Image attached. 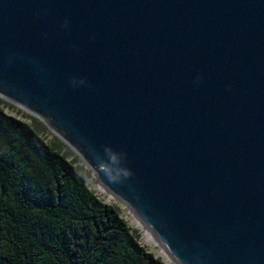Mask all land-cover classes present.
Here are the masks:
<instances>
[{
  "label": "water",
  "instance_id": "95a60500",
  "mask_svg": "<svg viewBox=\"0 0 264 264\" xmlns=\"http://www.w3.org/2000/svg\"><path fill=\"white\" fill-rule=\"evenodd\" d=\"M0 99L172 264H264V0H0Z\"/></svg>",
  "mask_w": 264,
  "mask_h": 264
},
{
  "label": "trees",
  "instance_id": "16d2710c",
  "mask_svg": "<svg viewBox=\"0 0 264 264\" xmlns=\"http://www.w3.org/2000/svg\"><path fill=\"white\" fill-rule=\"evenodd\" d=\"M78 163L40 120L0 99V264H167Z\"/></svg>",
  "mask_w": 264,
  "mask_h": 264
},
{
  "label": "rangeland",
  "instance_id": "374dc122",
  "mask_svg": "<svg viewBox=\"0 0 264 264\" xmlns=\"http://www.w3.org/2000/svg\"><path fill=\"white\" fill-rule=\"evenodd\" d=\"M78 164L83 166V169L87 174L88 185L95 192L96 196H98L106 204L116 205L120 209L121 215L123 216L124 220L127 222L129 228L134 232H136L138 243L141 246H143L147 251L151 252L155 257L163 261L160 256H157V250L159 246L157 244H150L149 242L143 241L141 239V233L143 231V228H138L133 226L131 212L128 210V208L125 205L121 204L119 201H117L115 198H113L111 195H109L106 191H104V187L98 184L94 173L91 172V170L84 165V163L81 161L80 158ZM163 262L167 264H172L171 262H166V261Z\"/></svg>",
  "mask_w": 264,
  "mask_h": 264
},
{
  "label": "bare ground",
  "instance_id": "6f19581e",
  "mask_svg": "<svg viewBox=\"0 0 264 264\" xmlns=\"http://www.w3.org/2000/svg\"><path fill=\"white\" fill-rule=\"evenodd\" d=\"M104 191H105V188H104ZM131 217H132V224L134 227L143 228V231L141 233V239L143 241L149 242L150 244H157L159 246L157 250V256H160L163 261H166V262L172 261L173 259L171 258L167 250L158 243V241L153 236V234L150 232V230L143 225V223L138 219V217L134 213H131Z\"/></svg>",
  "mask_w": 264,
  "mask_h": 264
}]
</instances>
